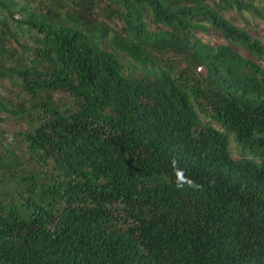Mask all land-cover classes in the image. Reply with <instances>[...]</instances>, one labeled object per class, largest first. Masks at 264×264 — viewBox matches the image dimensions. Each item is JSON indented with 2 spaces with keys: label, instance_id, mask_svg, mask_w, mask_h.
Here are the masks:
<instances>
[{
  "label": "trees",
  "instance_id": "trees-1",
  "mask_svg": "<svg viewBox=\"0 0 264 264\" xmlns=\"http://www.w3.org/2000/svg\"><path fill=\"white\" fill-rule=\"evenodd\" d=\"M256 19L264 0H0V125L24 124L0 264H264Z\"/></svg>",
  "mask_w": 264,
  "mask_h": 264
},
{
  "label": "rangeland",
  "instance_id": "rangeland-1",
  "mask_svg": "<svg viewBox=\"0 0 264 264\" xmlns=\"http://www.w3.org/2000/svg\"><path fill=\"white\" fill-rule=\"evenodd\" d=\"M226 16L235 17L236 24H244L243 20L241 18H238L233 10L226 11ZM250 28L257 31L256 35L258 37L264 36V26L257 19L255 20L254 24L250 26ZM198 34L203 36L204 39L207 41L215 40L214 37H211L208 34H204L202 32H199ZM2 82L5 86L11 87L17 92H21L20 88L17 85H13L7 80H4ZM1 85L2 83H0V89ZM2 92L6 93L5 90H2ZM13 96L14 100L17 101V96L15 94ZM22 127H24V124L20 121H17L14 117L9 116L8 118H6V120L0 125V145L3 143L1 146L4 147V144L13 142V138L16 136L17 133H19ZM17 153H19L25 165L24 169L29 170L38 165V161L35 159V157L31 156V154L28 152L27 145L25 142H22L18 145ZM42 176L44 177L43 173ZM16 183V177L13 176V173L0 168V196H3L4 191L9 189L10 187H15Z\"/></svg>",
  "mask_w": 264,
  "mask_h": 264
},
{
  "label": "clouds",
  "instance_id": "clouds-1",
  "mask_svg": "<svg viewBox=\"0 0 264 264\" xmlns=\"http://www.w3.org/2000/svg\"><path fill=\"white\" fill-rule=\"evenodd\" d=\"M189 183H191V182H189ZM178 186H180V185H178Z\"/></svg>",
  "mask_w": 264,
  "mask_h": 264
}]
</instances>
